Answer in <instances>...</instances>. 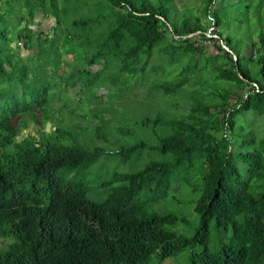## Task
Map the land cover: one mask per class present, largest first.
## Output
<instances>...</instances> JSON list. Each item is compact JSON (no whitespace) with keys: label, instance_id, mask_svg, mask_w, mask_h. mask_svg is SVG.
Listing matches in <instances>:
<instances>
[{"label":"trees","instance_id":"1","mask_svg":"<svg viewBox=\"0 0 264 264\" xmlns=\"http://www.w3.org/2000/svg\"><path fill=\"white\" fill-rule=\"evenodd\" d=\"M65 1L69 6L71 0ZM104 1L113 18L107 13L72 22L80 29L92 25L78 39L90 49L83 69L65 77L57 73L59 46L65 49L66 42H49L42 24L36 52L31 27L26 25L19 44L0 31V40H7L0 43V264H163L182 251L190 264H264V136L243 131L238 123L250 112L264 113V0H234L231 12L243 5L246 14L220 22L211 17L216 0H198L201 13L192 16H183L174 0ZM19 2L27 24L50 11L55 26L67 22L69 9L65 5L60 12L55 0ZM207 39L215 53L205 48ZM26 51L31 53L23 56ZM151 59L158 61L149 66ZM160 60L181 67L153 87L170 106L185 103L186 111L144 117L142 127L153 120L161 128L158 142L139 139L113 152L121 157L129 150L128 161L152 151L161 158L90 183L79 174L107 150L78 141L56 124L50 104L56 86L59 95L66 88L54 77L67 86L81 80L98 90L103 87L99 76L107 73L106 87L121 84L126 92L140 81L138 74L162 69ZM111 63L116 68L108 72ZM211 77L237 89L221 92ZM36 110L53 121L49 130L40 128L45 121H36ZM32 126L38 127L34 133L22 134ZM94 132L107 138L101 126ZM118 133L132 132L119 127ZM204 173L205 185L192 202L198 222L191 234L179 232L175 227L190 225V218L176 210L160 211L154 203L165 201L175 183L188 184ZM93 188L100 198L89 197Z\"/></svg>","mask_w":264,"mask_h":264},{"label":"rangeland","instance_id":"2","mask_svg":"<svg viewBox=\"0 0 264 264\" xmlns=\"http://www.w3.org/2000/svg\"><path fill=\"white\" fill-rule=\"evenodd\" d=\"M55 2L59 11H62L65 5L69 9L66 17L67 22L62 19L59 26H55V20L50 15L53 14L51 11L47 12V14L39 12L38 16L33 19L32 24H27V20L25 19L27 13L22 6V2H19V0H12L10 4H6L4 1L0 2V31H5L8 42L12 41V43L19 44L24 40L21 34L23 31L25 32L27 30L26 25L31 27L32 32L35 31V33L32 36L30 44L34 52H36L38 48L36 47V32L39 30V25L42 24V29L45 31V36L47 35L46 37L49 42H54V38L66 42L65 49H62L61 44L59 46L62 52L60 54V64L62 67L58 69L57 73L58 76L62 75L65 77L66 73L71 74L77 72L79 69H83L86 63V54L84 53L87 52L86 49H90L89 45L87 48L80 45L78 39L80 35L86 37V35L92 31V25L88 23L85 28L80 29V27L73 25L72 22L74 20L87 21L90 17L95 18L107 13H110V18H113V15L110 10L111 7L104 0H71L69 6L68 3L66 4L65 0H55ZM174 2L183 16L200 15L201 13L199 7L200 2L198 0H174ZM216 2L217 6L211 14L215 22L246 14L243 5L238 6V8L235 7L233 12H231L233 9L231 6L234 0H216ZM222 3H226L225 8L220 7ZM227 3L231 4L228 8L226 7L228 6ZM216 8L220 9L216 10ZM40 15L43 16L39 18ZM141 19H145V17H141ZM31 25H34V28ZM207 35H210L209 31ZM96 37H100V34L98 33ZM7 40H0V43H5ZM203 44L208 51L213 53L216 52V47L211 39L204 40ZM65 50L68 51V53H66ZM29 53H31V51H26L22 54L25 56ZM157 61L158 60L151 59L149 61V66ZM159 62L163 64L162 69L159 68L156 71L149 70L144 75L143 73L138 74L137 79H140V81H138L136 85L130 86V89L126 92L122 91L121 88H123V86L121 84L113 86V88H107L106 86H108L110 82L107 77L108 75H105L107 73H103L99 76L97 81L99 84H103V87L98 90L97 87L90 89L91 87L82 85L83 81L81 80H78L75 86H67L58 76L54 77L56 80L58 79V81H61V85L66 88V90L59 95V87L56 86V100L50 104L51 114L54 116L55 121L58 120L56 124L62 131L68 132L69 135H74L78 141L82 142V140L86 139L90 146L102 145L107 150L101 155L99 162L89 167L84 173L79 174V176L88 179L90 183H92V180L96 182L97 180L102 181L109 179L110 174L114 172L136 170L150 159L161 158V154L158 151H152L150 153L143 152L139 158L128 161L130 159L129 150L124 151L121 157L113 152L121 143H130L139 139H143L150 144L158 142L159 136H161L162 133L161 128L155 125L153 120L149 122L147 128L142 127L140 123L141 119L144 117L153 119L157 115L165 114L167 118L186 111L185 103L178 104L176 107L170 106L168 103L169 101L166 102L168 98L162 96L161 91L153 87V82L173 75L175 70H179L181 66H175V64L168 65L165 60H160ZM47 66L50 70L51 65L48 63ZM115 68L116 65H112L111 63L108 72ZM81 74H83L82 76L86 79L92 78V74H88L87 72H82ZM29 76H31L30 73ZM209 81H214L213 83L217 85V88L221 92L237 89V86L233 83L215 80L212 77L209 78ZM151 84L153 88L148 90L150 93H147L148 91H146L145 88L149 87ZM105 87L107 89H105ZM97 93L102 94V98L95 96ZM187 95L188 94L185 96ZM185 96L180 99L184 100ZM59 97L62 99L58 100ZM171 100L174 99L171 98ZM35 115L36 121H45V115L42 114V111L36 110ZM93 115H97L99 118ZM101 117L103 118L100 119ZM228 121L229 123L233 121L232 113L228 114ZM238 123L244 125L243 131L251 130L258 138L264 136V113L258 114L250 112V114L245 117V120L239 119ZM52 124L53 121L48 119L43 124L40 123L39 125L41 129L49 130ZM97 126H101L102 135H106V139L95 136L96 134L94 131ZM34 127L32 126L23 131L22 134L25 135L27 131L34 133ZM119 127H125L132 133L129 135L119 134ZM52 128L54 129V126ZM36 135L38 136V134ZM189 144L193 145L194 141H191ZM194 151L198 152L199 148L194 146ZM72 174H74V172ZM205 181L206 174L204 173L194 178L188 184L184 182L175 183L169 188V194L165 201L154 203L155 208L160 211L176 210V212H181L190 218V225L186 226L180 223L175 227L179 232H185L186 234H191L193 232L198 222V215L192 209V202L200 195ZM101 192L102 191H99L98 193ZM89 197L100 198L101 196L95 194L93 188L89 192ZM213 232H215L214 229ZM163 264H190L187 251H182L179 255L172 258V260H165Z\"/></svg>","mask_w":264,"mask_h":264},{"label":"water","instance_id":"3","mask_svg":"<svg viewBox=\"0 0 264 264\" xmlns=\"http://www.w3.org/2000/svg\"><path fill=\"white\" fill-rule=\"evenodd\" d=\"M226 47V46H225Z\"/></svg>","mask_w":264,"mask_h":264}]
</instances>
